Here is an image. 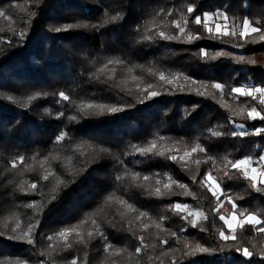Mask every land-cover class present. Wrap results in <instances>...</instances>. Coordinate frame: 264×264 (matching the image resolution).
<instances>
[{
  "label": "trees",
  "instance_id": "trees-1",
  "mask_svg": "<svg viewBox=\"0 0 264 264\" xmlns=\"http://www.w3.org/2000/svg\"><path fill=\"white\" fill-rule=\"evenodd\" d=\"M0 11L8 17L0 16V264H172L182 253L189 254L180 264H264V184L253 187L231 167L241 159L260 167L264 157V134H255L264 119L248 116L252 108L264 115V103L231 91L264 88V33L212 38L195 24L196 16L223 13L230 32L243 31L245 19L264 28V0H0ZM161 31L180 38L161 39ZM189 33L200 38L188 43ZM110 59L123 63L101 73ZM147 91L160 94L139 102ZM82 102L130 106L85 116ZM61 132L68 135L57 142ZM153 144L149 154L137 151ZM208 174L219 182V196L201 183ZM58 179L64 183L53 193ZM175 203L187 208L177 213ZM226 212L261 223H238L231 232L220 219ZM93 220L104 236H88ZM30 225L32 244L24 237ZM73 227L79 235L59 236ZM221 231L236 239L220 240ZM198 245L210 251H196Z\"/></svg>",
  "mask_w": 264,
  "mask_h": 264
},
{
  "label": "snow or ice",
  "instance_id": "snow-or-ice-1",
  "mask_svg": "<svg viewBox=\"0 0 264 264\" xmlns=\"http://www.w3.org/2000/svg\"><path fill=\"white\" fill-rule=\"evenodd\" d=\"M195 11V9L191 6H189L187 8V12L189 14H193ZM33 15H35V13H33ZM217 20H219L221 17H223V19L225 21L228 20V17L227 16H224L223 13H216V14H212ZM0 16H3L5 19H7L8 17L5 16V13L3 11H0ZM119 17L118 16H112L110 17V20L111 21H115L117 20ZM208 20H209V14L205 13L203 15V18L201 16H196L195 17V24L197 25H200L203 23V26L204 28L207 30V32L209 33L210 37L212 38H216V37H227L229 35L233 36V37H237V38H245V37H248L251 33H264V28L262 27H251L250 28V25H249V21L247 19H245L243 21V31H240L239 33H237V31H235V29H233L231 32L228 31V30H221V24L220 23H217L216 24V31L215 33H213V29L211 27H209L208 25ZM109 21H105V23H108ZM187 23V21L185 22ZM178 28H179V32L180 33H184L185 32V28L184 27H181L179 25H176ZM65 30L67 28H71L73 27V25H65ZM85 27H88V25H85ZM93 27H97V26H93ZM227 28V25H225V29ZM54 31L56 32H59L61 31L60 28H55ZM19 37L21 40H23L25 38V31L21 30L19 33H18ZM159 37L161 39H164V40H178L180 37L179 36H176V35H166L163 31L159 32ZM200 37L198 35H193L191 33L188 34V40L187 42L188 43H191L194 39H199ZM145 40H151L152 37L151 36H145L144 37ZM261 39H264V35H261ZM222 53H217L216 55H221ZM201 56H208L209 54L205 53L203 49H201V53H200ZM216 55H213L211 56L210 58L211 59H215L216 58ZM241 61H243L244 57L241 56L239 58ZM123 63V61L121 60H108L107 64L104 66V68L100 69V72L103 73L105 71V69H107L108 65H111V64H121ZM114 71V69H113ZM129 71H131V69H129ZM151 74V72L149 73ZM98 78V77H97ZM109 79H111V77H109ZM133 80L137 79V77L133 76L132 77ZM159 79L161 81H165L166 80V77L164 75L163 72L160 73L159 75ZM185 79L187 80L188 78L185 77ZM168 84H172V80H167L166 81ZM153 87V85L151 83H149L147 85V88L148 89H151ZM212 87L214 89H217V90H221L223 89V85L220 84V83H214L212 85ZM181 90H184L183 87H181ZM231 91L233 93H239L241 95H245V96H251L253 94V91H255L256 93H264V88H260V87H257L255 89H249L247 91H245L244 88H241V87H233L231 89ZM160 93L156 92V91H147L146 92V95L144 96V98L142 100H140L139 102L143 103L145 100L147 99H151L153 97H156L158 96ZM203 94V93H201ZM60 97L63 99V100H68L69 97L67 95H65L63 92H61L60 94ZM37 97L35 95L33 96H30L29 97V100H35ZM7 99L9 100H13L14 98L12 96H8ZM261 103H264V100H261ZM26 106V105H25ZM130 105H125L123 107H117V106H108V105H104V104H92V103H81L79 105V111L82 113V115H90L91 112L89 110L91 109H98L99 110V113H104V112H108V113H117L119 111H123L124 110V107H128ZM61 115H63L61 113ZM248 116L249 118L251 119H256L257 117H259L260 119H264V115H261L260 112H258L255 108H252L251 111L248 112ZM70 120H75L76 117L73 116V117H69ZM214 135H221V133L219 132H216V133H213ZM237 133L233 132V136H235ZM245 133L241 132L240 135H244ZM255 134L256 135H261V134H264V129H256L255 130ZM68 134L66 132H61L58 136H57V142L61 141V140H64L65 137L67 136ZM161 139H163V137H161ZM79 147V146H78ZM156 147L155 144H153L150 148H138L137 151L140 152L141 154L143 155H146V154H149L152 152V149H154ZM103 151H106L103 150ZM197 149L196 148H193L192 149V152H196ZM199 151L201 152H204L205 149L203 148H200ZM159 155H164L163 152L161 153H158ZM185 155H190V153H185ZM22 159V158H21ZM69 160L71 159V157L68 158ZM168 159L170 160H173L175 161L177 159L176 156H169ZM182 159V158H181ZM261 160H264V157H261ZM251 162L249 160H246V159H241V160H237L235 161L234 163H231V167L233 169H236V170H241L243 172V176L248 179L250 182H252V186L253 187H256V181H257V177H259V183L260 184H264V171H259L257 172V169L256 168H252L251 169V172L252 174L249 175V171H248V165L250 164ZM13 166L15 167V163L13 164ZM71 174V173H70ZM49 175H51V173H49ZM139 174L138 173H135L132 175V179L135 180L137 178ZM45 180L48 179V176H45L44 177ZM117 180H120L122 179V177L120 176H117L116 177ZM143 179L146 181L149 179L148 176H145L143 177ZM195 180V177L193 178ZM207 182L209 184V191L212 193L213 196H217L218 193L221 192V188H220V184L218 181H216L210 174L209 175H206L205 176V180L204 181H201V183H205ZM64 181L63 180H60L58 179L57 180V184L51 189V191L53 193L57 192L58 188H59V185L60 184H63ZM156 183L159 185L161 182L159 180L156 181ZM173 183H175V181H173ZM37 185L36 184H32L31 185V188L32 189H36ZM171 185L169 183H165L163 185V189L165 190H168L170 189ZM179 187L181 188H184L185 185L184 184H180ZM260 189L257 188V191H259ZM151 194V193H150ZM155 194L157 196H161L163 195L162 193V190L160 187H156L155 188ZM218 198V197H217ZM53 199H55V196H53ZM113 197H108V200H112ZM231 202V201H230ZM120 204H125V201L124 200H120L119 201ZM28 207H32V205H27ZM127 207L131 210L132 209V205H127ZM174 210L177 212V213H180L182 212L184 209L187 208V205H182L181 203H175L174 204ZM236 205L233 204V208H235ZM144 213L141 212L140 213V216H143ZM189 216H202L203 214L202 213H192V212H189L188 213ZM241 215L243 216L244 213L242 212ZM139 218V217H137ZM184 219H187V217H184ZM220 219L224 221V223L227 225L228 229L229 230H234L235 228V223L233 222H237V223H240L241 226H243L244 223H247V224H253V222H255L256 224H259L261 223L259 220H257L256 216L254 215H248L246 220H243V221H237V217L235 214H233L231 220H226L224 216H220ZM39 223V221H37V224ZM92 223L94 225H96V228H95V233L93 232H89L88 233V236L91 238L93 237L94 234H98L100 236H104V233L102 231V229L100 228L99 225L96 224V221L93 220ZM192 227H197V222L195 220H193L192 222ZM35 225H30L29 226V230L28 232H25L24 233V237L27 238V243L29 244H32L34 243V239L32 237V231L34 229ZM145 227H147V225H145ZM157 227H159V225H157ZM13 231H15V229H13ZM259 231L261 232H264V227H261L259 229ZM71 233H77V229L75 227L73 228H70V229H64L62 231L59 232V236L62 237V238H65V240L67 239V237L71 234ZM77 235H79V233H77ZM173 235H175V233H173ZM23 238V237H22ZM105 240H107L106 237H104ZM219 238L220 240L222 241H229V240H235L236 239V236L235 235H226L225 232L221 231L219 233ZM49 240H52L53 237H48ZM80 242H83V237L80 238ZM163 243H167V241H163ZM68 247H70L71 245H67ZM111 245L110 244H106V247H105V251H109L111 249ZM145 247V245L143 244V239L141 238V246L137 247L135 249L136 253L139 254L141 253L142 251V248ZM154 247V246H153ZM187 247V245H186ZM178 251V250H177ZM196 251H199V252H209L210 249L208 248H205V247H202V246H197L196 248ZM237 252H240L244 257H251L253 255L252 252H250L248 250V248H244L243 250H241L240 248H237L236 249ZM189 253H182L181 256L179 257H173V261H172V264H180V260L183 258L184 255H188ZM71 264H77V260L74 258L72 261H71Z\"/></svg>",
  "mask_w": 264,
  "mask_h": 264
},
{
  "label": "rangeland",
  "instance_id": "rangeland-1",
  "mask_svg": "<svg viewBox=\"0 0 264 264\" xmlns=\"http://www.w3.org/2000/svg\"><path fill=\"white\" fill-rule=\"evenodd\" d=\"M217 23H220L221 24V30L223 31V30H227V28L225 29V25H227V23H226V21L221 17L219 20H217L214 16H211V15H209V20H208V25H209V27H211L212 29H214V30H216V24ZM254 97H257V98H259L260 100H264V93H256L255 91H253V94H252ZM192 152H190V154H191ZM188 156L189 155H185V154H183L181 157L183 158V159H187L188 158ZM250 161V160H249ZM251 163L248 165V171H249V175H251L252 174V172H251V169L252 168H256L257 169V172H259V171H264V169H263V167H264V160H261L260 159V161H259V166L260 167H254V164H252V161H250ZM209 175V174H208ZM211 175V174H210ZM212 176V175H211ZM213 177V176H212ZM259 177H257V181H256V183L257 182H259ZM206 184H207V186L209 187V184L206 182ZM218 196L220 195V193H218L217 194ZM189 212H192V213H202V212H200V211H186V214H188ZM203 214V213H202ZM224 217H225V219L226 220H231V218H232V216H233V214H231L230 212H226L224 215H223ZM193 218H195V219H203L204 218V215H202V216H192ZM246 220V219H245ZM237 221H238V219H237ZM233 223H235V228H234V230H230L231 232L232 231H235L236 229H237V227H238V223L237 222H233ZM226 225V224H225ZM227 226V225H226ZM228 228V227H227Z\"/></svg>",
  "mask_w": 264,
  "mask_h": 264
}]
</instances>
